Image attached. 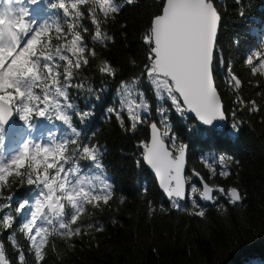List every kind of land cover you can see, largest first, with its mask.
I'll use <instances>...</instances> for the list:
<instances>
[{"label": "snow or ice", "instance_id": "obj_1", "mask_svg": "<svg viewBox=\"0 0 264 264\" xmlns=\"http://www.w3.org/2000/svg\"><path fill=\"white\" fill-rule=\"evenodd\" d=\"M135 2L0 0V228L11 229L20 220V231L29 242L35 264L44 261L49 237L70 240L94 227L103 230L98 224L78 225L88 206H108L115 191L102 160L106 149L91 142L94 132L87 135L73 124L76 117L78 124L87 126L94 116L91 106L81 110L70 94L73 88H85L83 81L74 80L89 64V58L97 56L95 47L85 41L89 27L83 22L85 12L81 6L91 5L87 8L94 26L91 44L107 47L114 37L102 24ZM220 19L215 0H163L159 14L151 18L142 37L147 47L143 72L129 81L122 80L119 107L106 109L109 118L114 117L126 131L135 132L148 124L150 142H141L142 161L137 163L150 166L174 208L180 209V201L188 199L191 209L184 210L200 218L205 217L206 206L198 203L197 196L224 210L213 193L224 195L226 190L210 186L195 171L193 175L199 177L202 189L189 185L191 178L183 175L187 145L170 135L167 113L170 109L181 116L190 113L209 129L229 119L214 79V61L223 63L216 44ZM244 62L253 76H264V31ZM98 70L107 76L116 75L106 60L101 61ZM226 73L225 84L237 94L235 103L241 105L240 110L259 111L255 100L246 102L239 96L242 81L230 64ZM142 81L153 91L159 121H148L153 109L140 87ZM87 91L93 90L88 87ZM236 115V111L231 112L230 127L238 134L242 122L235 119ZM45 126L46 132L41 130ZM10 136L14 141L20 137L15 141L18 147L4 151ZM225 160L223 155L218 160L222 177L231 174L225 170ZM204 162L215 175L216 164ZM17 185L26 189L23 195L12 191ZM142 191L146 193L147 188ZM226 194L228 204H238L242 199L236 187ZM18 195L21 198L14 200ZM14 236L10 234L8 240L17 249L18 264H26L25 252ZM0 264H11L3 241Z\"/></svg>", "mask_w": 264, "mask_h": 264}, {"label": "trees", "instance_id": "obj_2", "mask_svg": "<svg viewBox=\"0 0 264 264\" xmlns=\"http://www.w3.org/2000/svg\"><path fill=\"white\" fill-rule=\"evenodd\" d=\"M162 3L163 0H136L125 5L118 15L102 24V28L114 37L107 47L91 44L94 26L87 15L91 5L81 6L85 12L83 22L89 27L85 41L89 47H95L97 56L89 58V64L79 70L74 80V83L83 81L85 88L79 91L73 88L70 94L81 110L91 106L94 116L87 126L78 124L76 117H73V124L87 135L94 132L91 142L106 149L102 160L115 191L108 206L101 205L100 209L88 206V212L78 221L80 226L98 224L103 230L97 231L94 227L87 234L73 236L70 240L49 237L42 264H264V76H253L244 62L264 31L261 27L264 0H215L221 16L216 44L223 63L214 61V79L229 114L227 125L209 129L189 113L181 116L175 109L167 113L170 135H176L178 142L189 148V185L201 187L193 175L195 171L211 186L226 190L224 195L214 192L218 197L217 205H223L224 210L197 196L198 203L206 206L203 218L184 210L191 209L188 199L180 201V209L174 208L148 165L137 163L142 161L141 142L150 141L148 124L139 126L135 132L126 131L106 112L109 107H119L121 81H129L143 72L147 47L142 37L151 18L159 14ZM100 18L103 19L102 15ZM237 40L239 43H234ZM56 43L54 40L53 44ZM104 60L115 69V77L99 72ZM229 64L242 81L239 96L246 102L255 100L259 111L240 110L241 105L235 103L237 94L225 84ZM88 87L93 91L88 92ZM140 87L153 109L148 121H159L152 89L146 81H142ZM233 111L237 113L235 119L242 122L238 134L230 127ZM158 126L163 131V126ZM41 130L46 132L47 127ZM19 139L16 137L15 141ZM15 141L10 136L4 151L18 147ZM221 155L226 157L225 170L231 173L227 177L219 175ZM204 161L216 164L215 175ZM231 187H236L242 197L235 205L227 203L226 193ZM143 188H147L146 193ZM12 191L23 195L26 189L17 185ZM13 233L25 252L26 264H35L29 242L20 231L19 219L11 229L0 228V241L4 242L11 264H18L17 249L8 240Z\"/></svg>", "mask_w": 264, "mask_h": 264}, {"label": "water", "instance_id": "obj_3", "mask_svg": "<svg viewBox=\"0 0 264 264\" xmlns=\"http://www.w3.org/2000/svg\"><path fill=\"white\" fill-rule=\"evenodd\" d=\"M221 22V19H220ZM219 27H220V23H219ZM218 34H219V28H218ZM218 38V35H217ZM224 106V105H223ZM190 114V113H189ZM192 116V114H190ZM198 121V120H197ZM227 125V121L224 122H218L215 128H223ZM205 126V125H204ZM150 142V141H149ZM167 142V141H166ZM188 146L186 149V159H185V168H184V172L183 175L187 178V171H188ZM150 168V166H148ZM151 172L155 175V173L152 171V169L150 168ZM156 176V175H155ZM158 179L159 182V178L156 177ZM196 179L199 181V177H196ZM205 182H207L209 184V182L207 180L204 179ZM200 183V182H199ZM210 185V184H209ZM211 186V185H210ZM201 189H202V185H201ZM163 190V189H162ZM166 194V193H165ZM214 195V193H213ZM167 196V195H166ZM168 198V197H167ZM169 199V198H168ZM209 203V202H208ZM211 204V203H210Z\"/></svg>", "mask_w": 264, "mask_h": 264}]
</instances>
